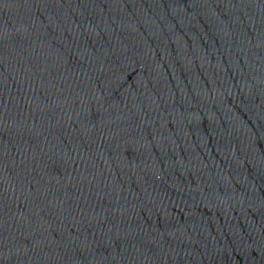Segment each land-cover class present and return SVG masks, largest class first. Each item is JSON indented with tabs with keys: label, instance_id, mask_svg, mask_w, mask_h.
Segmentation results:
<instances>
[{
	"label": "water",
	"instance_id": "water-1",
	"mask_svg": "<svg viewBox=\"0 0 264 264\" xmlns=\"http://www.w3.org/2000/svg\"><path fill=\"white\" fill-rule=\"evenodd\" d=\"M0 203L36 264H264V0H0Z\"/></svg>",
	"mask_w": 264,
	"mask_h": 264
}]
</instances>
